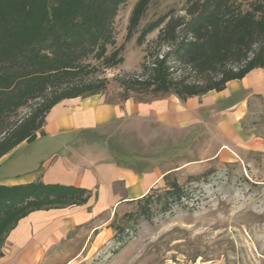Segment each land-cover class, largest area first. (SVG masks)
<instances>
[{
  "label": "trees",
  "instance_id": "trees-1",
  "mask_svg": "<svg viewBox=\"0 0 264 264\" xmlns=\"http://www.w3.org/2000/svg\"><path fill=\"white\" fill-rule=\"evenodd\" d=\"M151 1L136 2L127 36ZM126 2L0 0V159L42 135L47 113L61 101L106 92L108 80L94 76L123 63L122 47L110 54L107 48L115 46L113 24ZM183 12L166 14L140 31L137 46L158 30L152 44L166 52L147 46L139 72L115 79L121 93L110 102L163 95L184 101L220 92L229 81L264 69V0H186ZM175 66L191 75L176 76ZM36 101L28 115L11 121ZM169 176L163 177L164 196L176 203L183 191ZM88 196L84 189L41 182L0 186V229L8 217H14L12 230L31 212L81 206ZM151 200L147 194L134 202L148 208Z\"/></svg>",
  "mask_w": 264,
  "mask_h": 264
},
{
  "label": "crops",
  "instance_id": "crops-1",
  "mask_svg": "<svg viewBox=\"0 0 264 264\" xmlns=\"http://www.w3.org/2000/svg\"><path fill=\"white\" fill-rule=\"evenodd\" d=\"M117 131L126 138L144 141L143 145L147 137L156 140L164 135L174 138L186 134L191 141L199 136L213 137L219 141L218 148L205 160L227 152L237 159L244 152L263 153L264 69L229 81L220 92L184 101L163 95L110 102L100 94L55 105L45 117L42 135L37 133L32 142L19 144L0 159V164L42 139L57 148L25 173L0 178V185L41 182L74 187L88 191V199L81 206L39 210L21 219L1 249L0 264H43L62 241L68 244L82 234L87 235V241L64 264L82 258L86 250L100 249L118 209L143 198L163 184L165 175L182 169L179 165L166 167L161 157L147 155L148 147L138 155L116 158L120 153L110 149L108 139L109 133ZM158 151L161 154L163 150ZM172 152L177 153L176 149Z\"/></svg>",
  "mask_w": 264,
  "mask_h": 264
},
{
  "label": "rangeland",
  "instance_id": "rangeland-1",
  "mask_svg": "<svg viewBox=\"0 0 264 264\" xmlns=\"http://www.w3.org/2000/svg\"><path fill=\"white\" fill-rule=\"evenodd\" d=\"M137 1L127 0L120 7L113 24L115 46L107 48L110 54L122 47L123 63L94 76L108 80L103 93L107 101H115L121 93L115 79L139 72L145 48L156 47L152 42L158 30L149 34L142 46H137L135 40L140 31L171 12L184 15L186 0H152L136 29L127 36ZM154 51L162 55L166 48ZM91 64L96 63L91 61ZM173 73L191 75L188 69L178 66ZM148 98L152 96L136 100ZM37 102L19 110L11 121L24 118ZM118 133H109L108 140L110 149L120 155H138L148 147L147 155L161 157L166 167L182 166L169 176L181 186L182 197L174 203L164 196L163 181L149 193L152 203L148 208L145 203L124 204L113 214L107 226L109 235L102 247L92 252L86 250L82 258L71 264H264V152H244L239 159L227 152L205 160L218 148L219 141L213 137L199 136L191 141L186 134L174 138L164 135L156 140L147 137L143 145L144 141ZM53 148L57 146L42 139L12 153L0 164V178L34 168ZM175 149L177 153L173 154ZM120 155L116 158L123 157ZM189 161L194 162L187 165ZM13 224L14 217H8L0 229V257ZM86 241L85 234L65 245L62 241L43 264H64Z\"/></svg>",
  "mask_w": 264,
  "mask_h": 264
}]
</instances>
